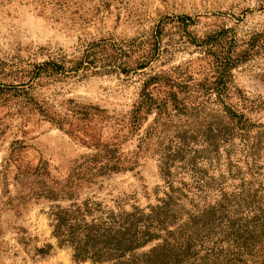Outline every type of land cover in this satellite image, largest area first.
Returning a JSON list of instances; mask_svg holds the SVG:
<instances>
[{
	"label": "rangeland",
	"instance_id": "rangeland-1",
	"mask_svg": "<svg viewBox=\"0 0 264 264\" xmlns=\"http://www.w3.org/2000/svg\"><path fill=\"white\" fill-rule=\"evenodd\" d=\"M256 36L260 46L264 0H0V264H95L76 261L53 233L54 214L76 209L94 233L141 211L147 219L171 198L169 231L194 220L211 227L200 256L214 248L223 214L241 227L258 223L264 47L244 56ZM102 41L124 50L129 72L98 67L22 86L35 65L65 59L71 67L86 45ZM153 77L184 111L134 118ZM159 88L148 91L161 99ZM41 187L54 197L32 196ZM84 233L83 243L110 242ZM160 243L136 250L127 264L144 262Z\"/></svg>",
	"mask_w": 264,
	"mask_h": 264
},
{
	"label": "trees",
	"instance_id": "trees-1",
	"mask_svg": "<svg viewBox=\"0 0 264 264\" xmlns=\"http://www.w3.org/2000/svg\"><path fill=\"white\" fill-rule=\"evenodd\" d=\"M260 38L261 36H256L248 42V48L244 52L246 58L251 57L257 47L260 49L264 47V42H261L259 46ZM124 55V50L112 42L102 41L98 44H88L84 47L82 57L74 61L71 67L66 65L65 59L51 60L35 65L25 76L28 79L27 84L22 86L33 88L42 79L59 81L79 78L86 76L90 71L98 74V71L93 72V69H98V67L103 68L104 72H108L105 70L107 67H117L127 73L130 69L122 63ZM150 61L151 58L148 57L139 62L136 70L145 69ZM1 73L0 69V75ZM159 81L160 78L153 77L145 84L141 101L134 111V118L142 111L153 109L159 110L161 114L168 112L169 109L175 112L186 109V106L178 101L177 94L174 91L167 92L163 89L166 87L165 83ZM154 84H158L160 87L158 92L164 96L161 99H156L148 91L149 87ZM5 89V87L0 88V91ZM42 113L45 114V111L42 110ZM262 127L264 128V126ZM39 191L37 194L33 193L32 196L54 197L53 192L47 188L41 187ZM166 202L162 201L164 207L152 208L147 219L141 211L134 217V219L138 217L137 220H131L119 226L108 222L101 232L94 233L86 232L87 228L82 226L81 222L84 221L85 216L80 213L79 209L72 210L69 214L61 212L53 216V233L60 244H68L72 248L76 261L91 260L95 264L103 262L127 264L133 258V253L136 250L154 241H161V243L140 264H264V217L260 216L255 225L250 226L247 223L241 227L230 219L226 220L223 214L218 225L220 233L217 240L214 241V248L205 256H200L198 248L209 243V240L213 241L210 237L211 227L209 228L208 224L203 223L200 226V221L194 220L193 224L192 221L187 222L180 225L176 231H169L167 222L169 212L166 206L170 204L171 198H168V202ZM228 203L222 204L220 210L228 212ZM78 220H80L79 225L76 224ZM84 232L87 233L86 240L91 234H99L102 238H106V243L110 242L101 246L89 245V240L83 243L79 241L78 236ZM220 246H227L231 252L224 254L223 250L219 251ZM127 256L132 258L127 259Z\"/></svg>",
	"mask_w": 264,
	"mask_h": 264
}]
</instances>
